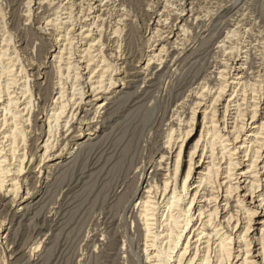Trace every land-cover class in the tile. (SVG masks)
<instances>
[{"label": "bare ground", "instance_id": "bare-ground-1", "mask_svg": "<svg viewBox=\"0 0 264 264\" xmlns=\"http://www.w3.org/2000/svg\"><path fill=\"white\" fill-rule=\"evenodd\" d=\"M36 1L23 17L28 24L38 18L52 43L49 109L35 100L48 73L20 59L0 9V264H40L44 231L22 249L18 228L49 182L109 136L112 112L130 101L138 102L131 117L139 122L125 159L135 188L116 192L111 205L119 220L107 225L100 214L87 221L86 254H77L76 264H95L107 250L110 264H264V55L252 44L230 43L251 32L249 23L230 24L215 44L195 0H165L162 8L146 0L148 47L136 60L122 0ZM208 41V62L177 92L175 82ZM168 117L163 144L151 160L140 159L157 122ZM61 210L52 211L54 222Z\"/></svg>", "mask_w": 264, "mask_h": 264}, {"label": "rangeland", "instance_id": "rangeland-1", "mask_svg": "<svg viewBox=\"0 0 264 264\" xmlns=\"http://www.w3.org/2000/svg\"><path fill=\"white\" fill-rule=\"evenodd\" d=\"M27 1L2 0L0 2V9L1 11L3 10L2 14L7 15V22L10 21V24H8V35L12 36L13 45L15 43V46H17L19 52L21 53L20 59L28 61V63L30 62L29 64H34L35 67H39L38 65L41 66L43 64L41 67H44V71L48 73L46 82H44L43 86H41L40 93H38V90H36L35 100H40L41 108L49 109V106L53 103V87L56 82L54 73L51 72L49 68H46L48 66L47 55L49 52V47L52 46V43L50 44L48 41L50 37L47 34L40 32L38 18L37 20L34 19L32 24H28V22L24 20V10H26V6L31 0ZM144 1L146 2V0H122L123 4L128 5L127 9L130 10L128 11L131 12L130 14L132 16L133 22L130 26L131 29L128 28V37L131 38H128L130 40V42L128 40V43L130 44H128V48L132 55L135 54L136 60L141 57V55L147 50L146 47H148L145 28L149 23V15L147 11V4ZM159 1V5H161L160 8H162L165 0ZM36 3L37 1L33 0L32 4L35 6V8ZM195 3H197V8L202 7L201 11H203L208 17L204 21V25L205 27L207 26V28H209L212 32L211 36H213V41L215 44L221 41L222 37L227 32V30H229V28H233L230 27V24H233L242 18L245 23H249L248 26H250L249 28H251V32L245 33L241 31L237 33L230 43H238L239 45L241 43L242 45L252 44L256 49V51L254 49V52H256L258 56L264 55V48H262L264 47V0H195ZM208 13H211V15ZM40 16L41 15H39V17ZM249 19L251 20L249 21ZM210 26H212V29ZM253 28L256 29V31ZM257 35H259L258 38ZM214 43L208 41L206 43L207 45L204 44L198 46V51L195 54L196 56H192L187 63V67L185 68L187 71L185 70V75L179 81L175 82L174 87L177 92L182 90V88H185L188 82L194 78L199 71L202 70L205 63L209 60L210 56L208 51ZM255 43L257 44L255 45ZM122 103L119 106L120 108L116 107L112 112L114 115V122L109 125L110 127L108 126L110 129L107 131L109 135L107 136L108 138H104L98 144L99 146L97 145L92 149H86L83 151L82 154H80L79 157H77V159L74 161V163H72V165L70 164L67 168H64L63 171H60L58 174L59 178L55 180V183L53 181V183L49 182V187L44 188V191L39 195L37 204H35L29 211L30 215L26 217L27 220L24 221L23 225H20L18 228L17 232L21 242L20 248L22 249H26L29 245H27V243L30 241L36 240L39 234L38 232L44 231L40 236L44 237V235H46L47 247L45 249L46 251L42 254L43 257L39 260L40 264H76L77 260L79 259L77 254H86L81 247V240L87 234V221L92 216L99 217L100 214L108 215H106L105 218V221L108 222L107 225L112 224L114 220L117 221L120 219L121 211L115 204V206L111 204L114 201V196L118 190H133L135 188L133 187L135 184L131 186V181L133 178L130 176L129 180L127 177L129 176L127 175L128 164L126 162L125 156L126 145L128 142L127 140L130 139L129 136H131L129 131L134 129L135 125L139 122H137V118H135L137 116L135 114L134 118L131 117L133 116L131 113L134 112V109H136L138 102L130 101V104L127 102ZM119 114L121 115L120 117ZM131 118L135 119L136 121L133 120L132 123ZM169 119L170 118L168 117V119L162 123L157 122V125L151 134V150L146 152V154L144 153L140 159L144 158V161L151 160L152 154L159 148V146L163 144L164 138L162 133L163 130H166V125L169 123ZM200 122L198 128L199 130L201 128ZM130 125L131 127H129ZM36 129L38 130L37 133H40L41 128L39 130V128L36 127ZM197 138L198 136L195 137V140ZM30 143L35 144L34 138L30 141ZM134 182L136 183L137 181ZM56 208L62 210L60 216L56 219L57 221L54 222L53 220L55 218L52 217V214L55 212ZM17 209L18 207L14 208V211ZM8 218L9 217L2 216V219L8 220ZM43 219H45V221H43ZM130 228L131 224L129 225V230ZM124 229L125 227L119 228L120 233H123V231H125ZM122 241L123 239H121V244ZM111 254L112 251L107 250L103 256L95 262V264H110L112 260L108 257L112 256ZM25 261L26 259L22 262L14 261L13 264H26Z\"/></svg>", "mask_w": 264, "mask_h": 264}]
</instances>
